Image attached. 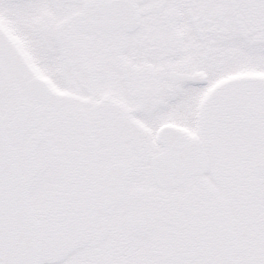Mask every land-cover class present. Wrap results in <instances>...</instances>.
<instances>
[{
	"label": "snow or ice",
	"instance_id": "6c2138e0",
	"mask_svg": "<svg viewBox=\"0 0 264 264\" xmlns=\"http://www.w3.org/2000/svg\"><path fill=\"white\" fill-rule=\"evenodd\" d=\"M0 264H264V0H0Z\"/></svg>",
	"mask_w": 264,
	"mask_h": 264
}]
</instances>
